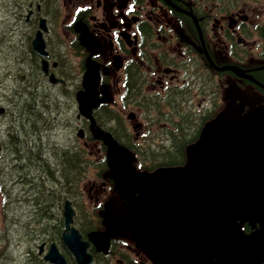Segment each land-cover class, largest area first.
I'll return each mask as SVG.
<instances>
[{
    "label": "flooded vegetation",
    "instance_id": "1",
    "mask_svg": "<svg viewBox=\"0 0 264 264\" xmlns=\"http://www.w3.org/2000/svg\"><path fill=\"white\" fill-rule=\"evenodd\" d=\"M66 13V29L58 33ZM9 16L14 17L8 25L18 61L13 78L19 94L30 69L44 79L45 85L38 87L50 99L54 90L71 99L62 111L72 113L64 124L69 138L76 140L79 174L84 164L80 149L89 164L80 196L71 202V226L87 243V264H226L223 247L245 241L259 224L203 211L194 203L191 183L198 164L222 134L225 123L213 119L218 111L238 118L264 105V0H1L2 36ZM38 30L46 51V75L32 48ZM88 68L97 76L98 105L109 104L103 97L110 94L129 111L124 119L110 107L116 114L113 130H103L91 116H80L76 95L84 90ZM50 73L62 82L51 84ZM32 114L18 115L15 129L33 122L37 115ZM104 133L109 137H102ZM31 141L26 138L27 144ZM71 141H64L63 147L74 146ZM174 143H181L180 161L163 164L160 159ZM112 146L129 154L118 172L107 167L106 153ZM5 149L0 140V183L12 188L19 184L22 192L16 189L15 206L33 211L38 170L34 162L26 165L29 157L41 155L5 154ZM9 164L14 165L10 170L17 167L11 179L5 171ZM57 186L50 182L46 187V216H28L27 264H49L41 257L51 243L66 264H77L60 239L63 202L54 208L51 191Z\"/></svg>",
    "mask_w": 264,
    "mask_h": 264
},
{
    "label": "water",
    "instance_id": "2",
    "mask_svg": "<svg viewBox=\"0 0 264 264\" xmlns=\"http://www.w3.org/2000/svg\"><path fill=\"white\" fill-rule=\"evenodd\" d=\"M32 47L40 56H46L40 32L32 40ZM41 69L46 73L47 65L43 59ZM49 81L53 83L56 79L50 75ZM96 83L95 71L88 68L84 75V91L77 95L79 111L84 116H88L97 105ZM126 161L124 149H108L107 163L112 171H118ZM191 191L194 203L209 214L257 220L260 224V229L246 241L223 247L222 259L226 264H260L264 261V106L225 126L212 151L198 164ZM71 215L72 210L66 201L63 211L66 226ZM70 230V234L63 233L62 240L80 264L86 257V244H81L77 232ZM43 259L65 264L53 244Z\"/></svg>",
    "mask_w": 264,
    "mask_h": 264
},
{
    "label": "rangeland",
    "instance_id": "3",
    "mask_svg": "<svg viewBox=\"0 0 264 264\" xmlns=\"http://www.w3.org/2000/svg\"><path fill=\"white\" fill-rule=\"evenodd\" d=\"M67 14L68 13L64 14L63 19L61 18L58 22L59 27H60V30L58 31V33L66 29L64 27V22L68 20L66 17ZM7 25H8V22H7ZM5 31L10 37L7 40H5V42H1V45H0V80H1L0 81V106L6 109L10 108L12 110L9 116H6L7 113L5 115H0V140H2L6 144V149L4 150V152L5 154H7L11 152L9 150L10 142L7 139V135H8L7 131H9L8 124H12V121L15 120L14 105H13L15 101V94H14L13 86L16 85V82L13 76L17 72L18 63L16 61L17 56L15 52L16 50L15 45H14L13 39L11 38L12 37L11 34L13 35L12 29L9 26H7ZM24 43L26 44V41H24ZM19 51H20V54L24 53V47L20 48ZM63 94L64 93L62 91L54 90L51 99H50V96L45 97L44 93L41 94L42 96H44L43 99L45 100V102L50 105L48 106L46 112L44 113L42 112V115L44 114L45 117L48 119L49 126L50 127L53 126V128L48 130L49 136H50L49 139L45 138L44 135H43L44 137L43 139L47 140L48 143L51 144L52 149H55V147L58 149L60 145L63 144L64 141L65 142L69 141V139L72 140V144L74 146L76 145V140L73 139L72 137H71L72 139L69 138L70 135L68 134V131H67L68 128L64 124V121L66 120V118H68L69 121H71L72 113L67 108L64 109V112L62 111V109L64 108L65 102L70 101L71 99L68 95H63ZM103 99L109 103L108 104L109 107H112L113 109L117 110V112L121 114V116L124 119L126 118V115L128 114L129 111L128 109L124 108L120 104V98L118 96L111 97L109 94L108 96L103 97ZM29 107L31 108V105H29ZM59 111L60 113L63 112L62 115L58 113ZM221 111H218L219 113L217 112L218 114L216 117L217 120L220 119L218 121L219 123L220 122L226 123L227 121H231L233 119L232 114H230L228 117H225L227 112H224V111L221 112ZM42 122H43L42 126H47L43 120ZM26 131H28V128H26ZM40 131L44 132L45 130L41 129ZM19 135H20L19 144H24L22 143V140H23L22 133H20ZM61 147H63V145H61ZM12 158L14 159V157ZM13 161L16 162L15 160ZM9 163H12V162L9 161ZM11 168H12V164H9L5 167L6 177L9 179H11V175L16 176V174L12 170H10ZM16 172H17V169H16ZM48 183L49 182H47V184ZM13 187H16V188H12V186L8 184V188L11 189L13 194H16L15 193L16 189H18V192L19 191L22 192V187L19 184ZM43 188L46 189V187H43ZM59 189H60V186L58 185L55 188V190H59ZM48 196L49 195H47V192H42L41 190L36 189L35 202L33 203L34 209L33 211H30V212H26L27 210L24 206H15V203H13V206L11 205L9 207V208H12L15 211L14 214L18 215V217L22 219L23 221L19 226L15 228L7 226L9 233L20 234V236L17 238L16 235H13L14 240L13 241L10 240L9 251H11V249H14V248L16 249V251H11L13 255L9 259H7L4 256V258L0 260V264H12L13 263L12 261H14V259L17 257L16 255L18 253L17 250L20 248V246L17 247V244L15 245V243L18 241V239H22L25 236L27 227L31 225L28 221L29 220L28 216L31 215L32 213L33 214L38 213L37 216H39V214H41L43 210L45 209L44 201L48 199ZM0 204H1V199H0ZM55 211H57V209L54 210V212ZM2 226H3V223H2L1 214H0V229L2 228ZM0 235H1V232H0ZM6 243H8V241H6ZM5 254H10V252H7Z\"/></svg>",
    "mask_w": 264,
    "mask_h": 264
},
{
    "label": "trees",
    "instance_id": "4",
    "mask_svg": "<svg viewBox=\"0 0 264 264\" xmlns=\"http://www.w3.org/2000/svg\"><path fill=\"white\" fill-rule=\"evenodd\" d=\"M40 103L41 105H44V101H42L41 99H38L37 96H35V104ZM33 109H34V105ZM20 109L23 110V117L25 114H29V112H31V108L29 107V105H25V106H20ZM27 112H26V111ZM21 113V112H20ZM34 126V124H32ZM33 132L34 133V137H36V139L39 140V132H38V128L37 127H32L30 128L29 131H26L25 129L22 131L23 133V140L22 143H24L23 146V150L25 152H33V153H38L39 155H41L42 153H46V152H50L53 155L52 161H53V165L51 167L52 172H49V167L46 164V161L49 159L47 158H40L38 155L37 157L33 158V157H29L27 159L28 164L27 166L32 167L31 165L32 162L35 163V169L38 170V172L36 171V181H35V185L37 187V190H41L42 192H47L46 189H44V184H45V177H50L52 178V183L55 184L57 181V185L62 186V185H67L68 186V190L63 191L61 189L59 190H53L52 192L54 194H56V197H53V201L55 202V200H57V197L60 198L61 196L65 197V196H72L75 194V192L73 191L72 186L75 184V176L77 174L78 171V160L75 158V156L72 155V151L67 150V149H63V151H59L58 149H46L43 148L44 145H42L40 143V140H35L34 144H32V146H28V144H26V138H27V133L28 136L29 134ZM10 137L13 138V143L12 145L14 146H19L20 142H19V131L18 132H13L10 131L9 133ZM34 140V139H33ZM26 144V145H25ZM181 143H174L172 145V147L168 150H166L165 153V157H163V159H160L162 161L163 164H172L175 163L177 161H180V151H181ZM17 151H21V149L17 148L15 152ZM45 153L42 154L45 157ZM58 153H63L58 155ZM75 154V153H73ZM57 168V169H56ZM56 171H53L55 170ZM55 173V174H54ZM22 176H26V178H30L29 175L27 174H23ZM58 178V179H57ZM65 194V195H64ZM4 248L1 249V251Z\"/></svg>",
    "mask_w": 264,
    "mask_h": 264
},
{
    "label": "bare ground",
    "instance_id": "5",
    "mask_svg": "<svg viewBox=\"0 0 264 264\" xmlns=\"http://www.w3.org/2000/svg\"><path fill=\"white\" fill-rule=\"evenodd\" d=\"M57 169V168H56ZM55 174V173H54Z\"/></svg>",
    "mask_w": 264,
    "mask_h": 264
}]
</instances>
